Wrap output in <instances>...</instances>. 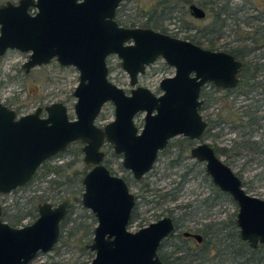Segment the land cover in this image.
<instances>
[{
    "label": "water",
    "instance_id": "obj_1",
    "mask_svg": "<svg viewBox=\"0 0 264 264\" xmlns=\"http://www.w3.org/2000/svg\"><path fill=\"white\" fill-rule=\"evenodd\" d=\"M120 3H0V57L8 50H18L28 54L22 64L25 71L53 58L79 71L72 92V115L61 101L20 116L0 102V194L24 186L45 160L80 143L83 162L91 165L81 179L80 203L96 219L87 245L93 252L88 264H163L157 249L174 228L172 218L163 216L135 231L128 229L135 196L124 178L104 165L102 147L109 145L121 156V166L140 181L169 141L181 136L198 142L190 148V157L203 163L212 184L235 203L240 238L252 248L264 245V198L248 193L231 166L208 142L201 141L207 127L200 113L202 88L206 84L235 88L243 62L229 52L210 50L152 28L122 26L116 20ZM188 10L194 19L206 15L196 4H190ZM110 55L119 59L128 76V93L108 78L106 57ZM158 58L174 74L160 80L161 93L156 95L138 81ZM106 103L113 105L114 117L98 124ZM141 113L138 127L134 119ZM72 203V197L56 204L44 201L37 206V217L21 227L2 220L0 205V264H29L38 253L51 251ZM192 236L202 239L199 234Z\"/></svg>",
    "mask_w": 264,
    "mask_h": 264
},
{
    "label": "rangeland",
    "instance_id": "obj_2",
    "mask_svg": "<svg viewBox=\"0 0 264 264\" xmlns=\"http://www.w3.org/2000/svg\"><path fill=\"white\" fill-rule=\"evenodd\" d=\"M5 1V0H0ZM16 1V0H12ZM240 0H235L239 2ZM147 0H133L125 3L121 11L123 17H136L138 5L146 3ZM134 7H136L134 9ZM168 9V8H167ZM166 10V8L164 9ZM168 10L165 11V13ZM160 12V11H158ZM159 14V13H157ZM171 21H158L166 32L170 35L183 38L189 34L186 28L189 22H194L196 26H202V20L194 19L188 13L183 12L182 7L176 8ZM141 23V22H140ZM244 30H249L243 27ZM233 40L232 36L221 38L219 43ZM255 54H264V48L255 51ZM26 53L18 50H9L0 57V102L14 109H19V114H26L35 110L38 106H45L52 102L61 101L67 105L70 115L73 114V103L75 98L72 95L74 87L78 83V72L74 67H61L56 62L48 65L36 67L28 74L22 69V64L26 61ZM109 66V78L115 84L122 87L127 93L130 89L129 79L125 71L120 67L119 59L112 55L107 60ZM174 69L165 64L163 59H158L154 64L149 65L145 73L139 76L138 84L149 88L156 95L161 93L158 88L160 80L164 77L172 76ZM243 100L242 97L239 101ZM215 105H211L203 111L204 114L214 111ZM114 107L111 103H106L100 113L98 122L105 124L114 117ZM264 113V106H263ZM203 115V114H202ZM143 113L137 114L135 123L138 127L142 125ZM213 133L216 130H212ZM175 137L169 142L166 149L159 153L158 158L151 169L141 182L133 179L131 174L121 166V158L112 152L108 146H104L106 153L105 164H107L113 173L122 176L127 180L130 191L137 196L133 217L128 229L135 231L138 228L167 215V211L176 208L179 220L184 221L182 231L188 229H201L205 224L211 222H222V225H229L231 216H236L237 207L233 201L228 200L222 192L212 184L210 177L206 174L203 163L197 162L190 157L189 153L185 154L188 142H179ZM235 137L233 132L228 128L223 130L222 136L217 139L219 144H227L229 139ZM256 135L255 138H259ZM202 141V140H201ZM208 142V140H205ZM196 141L190 142L195 145ZM250 156H252V153ZM250 156L240 157L235 167H231L235 173L242 174V180L245 183L244 188L252 195L264 198V162L259 163V159L248 161ZM264 155L261 157L263 158ZM222 158V157H221ZM178 159V163H176ZM223 159V158H222ZM74 160V168L82 169L85 165L82 162V154L78 153L76 147H73L67 153L60 157L54 158V163H61ZM35 179L29 186L24 189L9 194L0 195V204L4 207L11 208L17 201L24 202L29 195H32L38 188H45L46 183H38ZM143 186L149 189L148 192L142 191ZM168 192L164 197L163 203L156 204L161 196ZM61 200V199H60ZM56 200L55 202H59ZM178 206L183 207L177 209ZM185 207V208H184ZM69 219L71 222L65 227V238L69 232L71 236L65 240V243H59L55 249L45 253H38L32 260L33 263L44 264H88L92 256L80 251V240L90 242L92 235L85 230L87 225L93 227L95 219L92 213L83 208L78 202L72 205ZM186 212V215H185ZM185 215V217H184ZM179 216H181L179 218ZM178 220V221H179ZM31 219H25L22 224L30 223ZM84 227L79 230L77 226ZM229 230V228H228ZM200 233V232H199ZM178 243H182L178 240ZM191 245H194L190 241ZM83 253V254H82ZM208 264V262H206ZM219 264H234L231 260H226Z\"/></svg>",
    "mask_w": 264,
    "mask_h": 264
},
{
    "label": "trees",
    "instance_id": "obj_3",
    "mask_svg": "<svg viewBox=\"0 0 264 264\" xmlns=\"http://www.w3.org/2000/svg\"><path fill=\"white\" fill-rule=\"evenodd\" d=\"M132 1L122 0L118 8L116 19L122 26L148 27L166 32L158 21L175 20L177 17H173V13L176 8L182 7L183 12L188 13V6L196 4L205 11L206 15L201 19L202 26L199 27L194 22H189L186 27L189 34L184 36V39L210 50L229 52L243 62V70L240 73L239 84L235 88H219L212 84L203 87L200 93L202 100L200 112L207 121V128L201 140H208L216 154L231 167L237 165L240 157L250 156L249 153L253 155L248 158V161L257 158L262 164L261 161L264 162V157L261 158L264 155V54L257 55L255 51L264 48V0H240L239 2H235V0H147L146 3L138 5L136 17H123L124 14L121 11L124 9L125 3ZM165 8L168 10L166 13ZM243 27H247L249 30H244ZM226 36H232L233 40L220 44V39L226 38ZM240 97L243 100L239 101ZM212 104L215 105L214 111L204 114L203 111ZM225 128L233 132L235 137L229 139L227 144H219L217 139L222 136ZM212 130H216V132L213 133ZM256 135L260 137L255 138ZM178 140L179 142H188L184 155L189 153L192 147L190 142L193 141L185 137H180ZM73 147H76L78 153L81 152L79 145L70 146L66 151L46 160L32 180L26 186L19 188H26L37 178L38 183L48 185L43 189H36L24 202L17 201L13 207H5L2 213L4 221L12 226H20L25 219L33 220L37 216V205L44 201L54 202L66 196H72L79 203L78 198L82 190L81 177L87 171L88 166L77 169L74 168V160L61 163L52 161ZM176 163H178V159ZM105 165L113 173L111 168L107 164ZM236 174L240 179L242 178L241 173ZM242 185L245 186L243 180ZM142 189L146 192L149 191L146 186H143ZM222 194L228 200L233 201L228 194L224 192ZM166 196H168V192L161 198L165 199ZM182 208L178 206L177 209ZM167 212V215L179 220L177 215L181 214H177V210L170 209ZM229 221L227 226L222 225V222L205 224L199 231L202 242L198 244L193 242L194 245L189 244L190 248L184 249L179 257V264H206V262L219 264L226 260H231L234 264H264V245H258L256 248L250 247L239 236L235 215L231 216ZM69 222L71 220L68 215L61 224L59 243H65V240L67 241L71 234L74 235L76 232H69L67 239L65 238V227ZM69 228L84 229L81 225L75 228L69 226ZM85 230L92 235L93 227L87 225ZM86 244V241L80 240V251L92 256ZM161 258L165 264H170L174 260L171 254Z\"/></svg>",
    "mask_w": 264,
    "mask_h": 264
},
{
    "label": "flooded vegetation",
    "instance_id": "obj_4",
    "mask_svg": "<svg viewBox=\"0 0 264 264\" xmlns=\"http://www.w3.org/2000/svg\"><path fill=\"white\" fill-rule=\"evenodd\" d=\"M6 1H11V2H13V3H16L18 0H16V1H12V0H5V1H0V3H4V2H6ZM121 2H122V0H121ZM121 4V3H120ZM119 7H120V5H119ZM117 11H118V9H117ZM30 12L31 13H34V10H30ZM188 12H189V10H188ZM117 14V13H116ZM190 14V13H189ZM192 17V16H191ZM117 20V19H116ZM119 23V22H118ZM121 25V24H120ZM138 27H140V26H138ZM163 33H167V32H163ZM172 36H175V35H172ZM176 37V36H175ZM179 38V37H178ZM183 39V38H182ZM187 40V39H186ZM9 51V50H8ZM7 52V51H6ZM110 56H112V55H110ZM110 56H107L106 57V65H107V69H108V78H109V66H108V63H107V60H108V58L110 57ZM2 57V56H1ZM26 58H28V54L26 53ZM158 59H161V58H158ZM157 59V60H158ZM27 60V59H26ZM156 60V61H157ZM155 61V62H156ZM52 62H56L59 66H61V67H74V66H62V65H60L57 61H56V59L55 58H53V59H51V61L49 62V63H47V64H43V65H41V66H44V65H48V64H50V63H52ZM154 62V63H155ZM153 63V64H154ZM166 64V63H165ZM152 65V64H151ZM167 65V64H166ZM36 67H40V66H36ZM36 67H33V68H30L28 71H25L23 68V70H24V72H25V74H28L32 69H34V68H36ZM75 68V67H74ZM76 69V68H75ZM147 69V68H146ZM77 70V69H76ZM77 72H78V76H79V71L77 70ZM240 77V76H239ZM110 79V78H109ZM112 81V80H111ZM139 85V84H138ZM210 84H206L205 86H209ZM214 86V85H213ZM131 88V87H130ZM203 89V88H202ZM74 90V89H73ZM202 91V90H201ZM50 104V103H49ZM8 106V105H7ZM67 106V105H66ZM8 107H10V106H8ZM39 107V106H38ZM40 107H44V106H40ZM10 108H12V107H10ZM37 108V107H36ZM35 108V109H36ZM15 112H16V114H17V116H20V115H24V114H19V110L18 109H14V108H12ZM33 112V111H32ZM29 113H31V112H29ZM201 113V112H200ZM26 114H28V113H26ZM202 114V113H201ZM45 115V113H44V111H42L41 112V116H44ZM100 116V115H99ZM98 119H99V117H98ZM98 119H97V123L98 124H100L99 122H98ZM103 125V124H102ZM207 128V127H206ZM171 141V140H170ZM169 141V142H170ZM192 141V140H191ZM79 145V147H80V150H81V144L80 143H75V144H72V145ZM72 145H70V146H72ZM168 145H169V143H168ZM167 145V146H168ZM70 146H68V148L70 147ZM104 146H109V145H104ZM103 146V147H104ZM193 146V145H192ZM103 147H102V150H103ZM110 147V146H109ZM67 148V149H68ZM111 148V147H110ZM66 149V150H67ZM166 149V148H165ZM65 150V151H66ZM164 150V149H163ZM162 150V151H163ZM104 151V150H103ZM64 152V151H63ZM112 152H113V150H112ZM161 152V151H160ZM159 152V153H160ZM61 153V152H60ZM81 154H82V162H83V153H82V150H81V152H80ZM105 153V152H104ZM114 153V152H113ZM59 154V153H58ZM115 154V153H114ZM57 155V154H56ZM56 155H54V156H56ZM115 155H118V154H115ZM159 155V154H158ZM53 156V157H54ZM105 156H106V153H105V155H104V159H103V163H104V165H105V162H104V160H105ZM120 158H121V156L120 155H118ZM53 157H51V158H53ZM50 159V158H49ZM48 160V159H47ZM46 161V160H45ZM44 161V162H45ZM43 162V163H44ZM198 162V161H197ZM42 163V164H43ZM84 163V162H83ZM41 164V165H42ZM84 165L85 166H88V169H87V171L91 168V165H88V164H85L84 163ZM106 166V165H105ZM107 167V166H106ZM108 168V167H107ZM123 168V167H122ZM39 169V168H38ZM37 169V170H38ZM109 169V168H108ZM124 169V168H123ZM125 170V169H124ZM86 171V172H87ZM127 171V170H126ZM37 172V171H36ZM35 172V173H36ZM85 172V173H86ZM111 172V171H110ZM127 172H129V171H127ZM35 173H34V175H35ZM84 173V174H85ZM112 173V172H111ZM130 173V172H129ZM83 174V175H84ZM113 174H115V173H113ZM147 174V173H146ZM145 174V175H146ZM33 175V176H34ZM83 175H82V177H83ZM144 175V176H145ZM132 176V175H131ZM82 177H81V179H82ZM133 177V176H132ZM33 178V177H32ZM32 178H31V180H32ZM124 178V177H123ZM144 178V177H143ZM142 178V179H143ZM134 179V178H133ZM141 179V180H142ZM30 180V181H31ZM124 180L126 181V183H127V180L124 178ZM135 180V179H134ZM141 180L140 181H137V180H135V181H137V182H141ZM29 181V182H30ZM28 182V183H29ZM28 183H26L24 186H26ZM127 185H128V183H127ZM24 186H21V187H18V188H16V189H14V190H12L11 192H14V191H17L19 188H22V187H24ZM128 187H129V185H128ZM81 188H82V190H81V193H82V191H83V186H82V183H81ZM130 189V188H129ZM142 191H143V189H142ZM11 192H9V193H11ZM9 193H7V194H9ZM81 193H80V195H79V204L81 205V203H80V196H81ZM133 193V192H132ZM134 194V193H133ZM0 195H5V194H0ZM134 196H135V205H136V201H137V196L134 194ZM66 197H72V196H66ZM65 198V197H64ZM64 198H62V199H64ZM73 198V203H72V205L76 202V200H75V198L74 197H72ZM61 199V200H62ZM60 200V201H61ZM59 201V202H60ZM163 199L160 197V198H158L157 199V201H156V204L157 205H160V204H162L163 203ZM52 202V201H51ZM52 203H54V204H56V202L54 201V202H52ZM58 203V202H57ZM40 204V203H39ZM0 205H2V204H0ZM72 205L70 206V208L68 209V211H67V214H66V216H65V218L69 215V213H70V210H71V208H72ZM38 206V205H37ZM82 206V205H81ZM83 207V206H82ZM4 206L2 205V213H3V211H4ZM83 208H85V207H83ZM134 208H135V206H134ZM134 208H133V210H134ZM87 209V208H86ZM171 209H174L175 211H176V208H171ZM133 210H132V214H131V218L133 217ZM90 211V210H89ZM91 212V211H90ZM93 215V214H92ZM2 216V215H1ZM94 216V215H93ZM164 216H169V215H164ZM37 217V216H36ZM35 217V218H36ZM163 217V216H162ZM171 218H172V220H173V225H174V228H173V230H172V232L166 237V238H164L162 241H161V243H160V245H159V247H158V249H157V254H158V256H159V258H160V260L162 261V263L163 264H165L164 262H163V260H162V256H165V255H169V254H171V257H172V259L174 258V260L172 261V263H170V264H179V257H181V254H182V252H183V250L184 249H187V248H190L189 246H191V245H189L190 244V241H192V242H195V244H198V243H201L202 242V239L200 240V241H198L197 239H195L193 236H192V234H199L200 235V233H199V231H200V229H197V230H193V229H188V230H184V231H182V229L181 228H183V226H184V221L183 220H176L173 216H170ZM34 218V219H35ZM64 218V219H65ZM131 218H130V221H131ZM161 218V217H160ZM33 219V220H34ZM64 219L61 221V223H60V236H61V224H62V222L64 221ZM94 219H95V217H94ZM159 219V218H158ZM157 219V220H158ZM3 220V219H2ZM32 220V221H33ZM4 221V220H3ZM31 221V222H32ZM130 221H129V224H130ZM156 221V220H155ZM95 222H96V219H95ZM153 222V221H152ZM8 223V222H7ZM9 224V223H8ZM28 224V223H27ZM129 224H128V226H129ZM149 224V223H148ZM148 224H146V225H148ZM11 225V224H10ZM23 225H25V224H22V225H20V226H14V227H21V226H23ZM95 225H96V223H95ZM94 225V226H95ZM146 225H144V226H146ZM12 226V225H11ZM94 226H93V229H94ZM144 226H142V227H144ZM141 228V227H140ZM139 229V228H138ZM185 233H188L189 235H185ZM92 236H93V230H92ZM59 239H60V237H59ZM92 239V238H91ZM178 240L180 241V242H182L181 244L180 243H178ZM90 242H91V240H90ZM89 242V243H90ZM58 243H59V240H58ZM57 243V244H58ZM89 243H87L86 244V247H87V245L89 244ZM57 244L53 247V249L57 246ZM87 249H89V248H87ZM90 250V249H89ZM91 251V250H90ZM91 253H92V257H93V252L91 251ZM162 255V256H161ZM92 259V258H91ZM91 261V260H90ZM89 261V262H90ZM32 263V261L29 263V264H31Z\"/></svg>",
    "mask_w": 264,
    "mask_h": 264
}]
</instances>
